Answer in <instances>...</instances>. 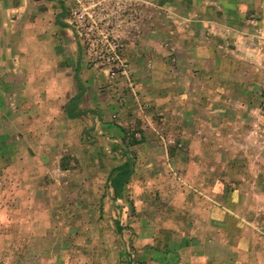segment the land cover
Returning <instances> with one entry per match:
<instances>
[{
  "label": "crops",
  "instance_id": "obj_1",
  "mask_svg": "<svg viewBox=\"0 0 264 264\" xmlns=\"http://www.w3.org/2000/svg\"><path fill=\"white\" fill-rule=\"evenodd\" d=\"M74 2L0 0V239L26 248V254L28 249L36 252L41 241L51 243V225L42 223L41 217L51 211L43 205L53 200L59 174L66 178L69 172L61 168L62 162L80 159L86 166L93 157V145L98 151L115 153V165L106 181L111 188L117 169L126 162L133 164V152L150 149L151 143L144 141L158 130L150 125L152 117L142 112V105L157 106V114L163 116L160 119L176 121L181 126L178 133L188 141L183 120L200 119V110H193L190 104L195 103L198 110L197 104L203 102L202 112L210 118L217 113L212 108L216 96L221 98L217 85L243 87L241 91L247 86L239 77L247 74L239 62L223 57L209 40H202V45L197 42L187 25L192 20L180 14L172 17L174 23L185 26L175 36L179 40L173 48L177 64L161 62L166 57L161 40L173 36L171 26L159 34L143 32L139 44L127 50L132 80L139 92L138 107H122L132 96L115 98L121 82H113L90 67L82 54L69 19ZM195 60L189 71L183 61ZM205 103H210L209 110ZM115 113L116 121H112L110 114ZM125 118L138 123L130 141L121 122ZM188 146L192 151L204 148L191 139ZM210 149L218 150L212 147L206 151ZM217 196L208 194L211 203L195 207L196 220L187 223L190 235L178 263L264 264V221L253 224L239 191L226 196L225 205L216 201Z\"/></svg>",
  "mask_w": 264,
  "mask_h": 264
},
{
  "label": "rangeland",
  "instance_id": "obj_2",
  "mask_svg": "<svg viewBox=\"0 0 264 264\" xmlns=\"http://www.w3.org/2000/svg\"><path fill=\"white\" fill-rule=\"evenodd\" d=\"M127 1L133 15L119 30L124 31L129 66L127 50L139 44L143 32L159 34L170 26L175 33L162 37L166 57L161 62L177 64L173 48L179 40L175 36L185 26L174 23L172 17L181 14L192 20L187 25L197 42L202 45V40H209L223 57L239 62L247 72L239 77L251 89L217 85L221 98L216 96L212 108L217 113L210 118L202 112L203 102L197 104L198 110L195 103L190 104L193 110H200V119L183 120L188 141L178 133L181 126L176 121L160 119L163 116L157 114V106L142 105V112L152 117L150 125L158 130L144 141L151 143L150 149L133 152V173L117 195L119 201L106 182L116 154L113 157L93 145V157L86 166L80 159L62 162L61 168L69 171L67 177L59 174L53 200L43 205L51 209L48 216L41 217L42 223L51 225L50 245L41 241L36 252L28 249L26 254V248L0 239V264H179L190 235L187 223H195V207L211 203L207 196L212 193L225 205L224 198L239 191L253 224L264 221V210L260 211L264 208V0H169L170 6L162 4L164 0ZM183 63L191 71L196 60ZM186 77L184 74L182 80ZM117 81L121 86L115 98H125L130 94L125 82ZM202 91L200 84V100ZM130 95L133 99L122 107L133 110L138 107L139 92ZM205 107L209 110L210 103ZM110 115L116 121V113ZM121 122L130 141L138 131L137 120ZM190 139L204 145L203 150H190ZM212 147L218 150L206 151Z\"/></svg>",
  "mask_w": 264,
  "mask_h": 264
},
{
  "label": "built area",
  "instance_id": "obj_3",
  "mask_svg": "<svg viewBox=\"0 0 264 264\" xmlns=\"http://www.w3.org/2000/svg\"><path fill=\"white\" fill-rule=\"evenodd\" d=\"M132 15L127 0H75L69 9L86 62L111 81L123 80L126 90L135 96V83L124 55V31L119 30Z\"/></svg>",
  "mask_w": 264,
  "mask_h": 264
},
{
  "label": "trees",
  "instance_id": "obj_4",
  "mask_svg": "<svg viewBox=\"0 0 264 264\" xmlns=\"http://www.w3.org/2000/svg\"><path fill=\"white\" fill-rule=\"evenodd\" d=\"M133 173V164L126 162L117 169V174L110 180V186L117 197L122 187L128 183Z\"/></svg>",
  "mask_w": 264,
  "mask_h": 264
}]
</instances>
